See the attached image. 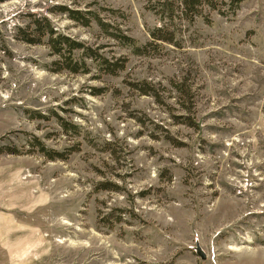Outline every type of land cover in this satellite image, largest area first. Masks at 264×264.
<instances>
[{"label": "rangeland", "instance_id": "obj_1", "mask_svg": "<svg viewBox=\"0 0 264 264\" xmlns=\"http://www.w3.org/2000/svg\"><path fill=\"white\" fill-rule=\"evenodd\" d=\"M63 8L137 46L162 26L143 0H0V190L15 186L47 263L264 264V0L199 18L150 56ZM38 18L125 69L106 75L81 51L88 74L55 73L46 44L22 40ZM172 80L194 88L197 127Z\"/></svg>", "mask_w": 264, "mask_h": 264}, {"label": "trees", "instance_id": "obj_2", "mask_svg": "<svg viewBox=\"0 0 264 264\" xmlns=\"http://www.w3.org/2000/svg\"><path fill=\"white\" fill-rule=\"evenodd\" d=\"M146 3V9L153 12L162 26L156 27L150 31V39L144 46H137L136 41L129 36L123 35L121 31L115 30L116 34H110L109 29H113L109 24L101 20L99 16L85 14L78 10H69L63 8L61 11L68 14V17L84 27H89L92 21L112 38L120 41L127 47L133 49L137 56H150L160 51L162 44H170L180 48L181 40L179 36L186 26H193L199 18L209 22L210 13L216 12L221 16L235 14L240 5L245 0H143ZM92 16V17H89ZM32 27L27 26L21 29L22 40L30 45H41L45 43L52 55L59 58V61L53 63L55 73L62 71L73 75L88 74L89 69L86 61L76 59L77 52H83L89 60L99 64L100 71L106 75L117 76L119 71L125 69L127 59L119 58L110 61L99 54V50H93L86 47L83 43L75 41L63 34H60L48 18H38L32 22ZM173 91L182 110L187 114L180 116L184 119L183 124L193 128L197 127L193 116L195 110V92L194 88L186 80H172L170 82ZM142 95L151 96L158 99V93L155 87L148 83H142L140 88ZM160 100V99H158ZM36 141V140H35ZM40 148V152L50 161L66 160L65 153H59L48 150L41 142L36 141L34 146Z\"/></svg>", "mask_w": 264, "mask_h": 264}, {"label": "crops", "instance_id": "obj_3", "mask_svg": "<svg viewBox=\"0 0 264 264\" xmlns=\"http://www.w3.org/2000/svg\"><path fill=\"white\" fill-rule=\"evenodd\" d=\"M12 187L0 190V264H48L49 240L32 217L18 214L24 210Z\"/></svg>", "mask_w": 264, "mask_h": 264}, {"label": "water", "instance_id": "obj_4", "mask_svg": "<svg viewBox=\"0 0 264 264\" xmlns=\"http://www.w3.org/2000/svg\"><path fill=\"white\" fill-rule=\"evenodd\" d=\"M198 253L202 256V257H204V253L198 248Z\"/></svg>", "mask_w": 264, "mask_h": 264}]
</instances>
